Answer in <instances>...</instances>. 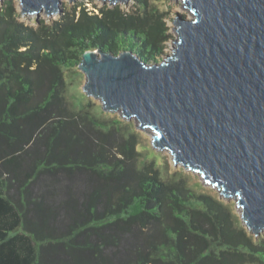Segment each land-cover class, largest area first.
I'll use <instances>...</instances> for the list:
<instances>
[{"label":"trees","instance_id":"1","mask_svg":"<svg viewBox=\"0 0 264 264\" xmlns=\"http://www.w3.org/2000/svg\"><path fill=\"white\" fill-rule=\"evenodd\" d=\"M20 16L0 2V264H264V237L228 204L144 157L122 120H101L69 91L89 50L160 62L165 13L136 0L75 5L35 26ZM78 172L92 180L82 197L34 193L41 178Z\"/></svg>","mask_w":264,"mask_h":264},{"label":"water","instance_id":"2","mask_svg":"<svg viewBox=\"0 0 264 264\" xmlns=\"http://www.w3.org/2000/svg\"><path fill=\"white\" fill-rule=\"evenodd\" d=\"M3 1V0H2ZM23 15L62 11V0H19ZM111 4L129 0H107ZM172 55L148 64L134 51L89 50L84 91L107 112L149 130L154 146L199 172L242 219L264 231V0H183Z\"/></svg>","mask_w":264,"mask_h":264},{"label":"rangeland","instance_id":"3","mask_svg":"<svg viewBox=\"0 0 264 264\" xmlns=\"http://www.w3.org/2000/svg\"><path fill=\"white\" fill-rule=\"evenodd\" d=\"M17 4V8L21 13V4L19 0H14ZM155 5H157L162 12L165 13L167 17V25L169 27V32L172 35V39L167 44V48L165 50V54L160 59L162 61L169 55L174 53V49L176 47L175 40L178 37L176 32L175 26V19L177 18L178 14H182L185 17L193 18L195 15L192 11L185 7L183 0H149ZM2 2V0H0ZM136 3V0H129L125 3H117L122 5L124 9H130ZM85 5L88 7L89 10L95 11V13L99 12L101 7L105 5H114L111 4L110 1L107 0H62L61 2V9L62 11L58 14L48 15L45 11H42L39 14L33 15H23L21 13L20 19L24 21L28 25H36L38 20L44 21H51L53 19H58L66 10H71L75 5ZM80 9V8H79ZM69 91L71 95H80L85 94L92 109L96 115L101 120H110L112 118H119L123 121V125L127 126L128 133H133L136 135L137 147L140 149L141 153L144 157H149L150 159H154L156 162L160 163L163 167H166L170 170H183V172L188 176L191 182L198 183L206 193H210L216 196L219 200L228 204L234 215L239 217L242 226H244L253 236L256 235L250 231L247 227L245 222L242 219L243 215V208L240 206L237 197H225L222 195L221 190L205 181V178L197 171L190 170L186 168L183 164H176L174 161V157L172 153L168 149H159L154 146L152 133L145 129H140L139 121L137 118L132 117L131 119H125L121 113V111L116 112H107L103 109V103L100 98H95L92 96H88L84 91V86L87 82V76L84 72H82L78 67L73 68L72 70L68 71L66 76ZM114 144L119 143V139L114 140ZM92 183L90 176L86 172H78L73 175H68L66 173H60L55 178H41L40 181L34 185L33 190L35 194L44 195L48 200H52L51 192L55 191L56 199L59 200L60 198L67 197L70 193L77 194L79 196H83L84 192L87 191ZM51 184V185H50ZM264 237V231L258 236ZM249 264H261V263H249Z\"/></svg>","mask_w":264,"mask_h":264}]
</instances>
